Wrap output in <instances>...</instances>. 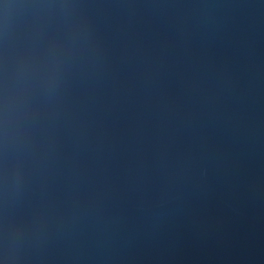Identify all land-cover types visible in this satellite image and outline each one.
<instances>
[{"label":"water","instance_id":"water-1","mask_svg":"<svg viewBox=\"0 0 264 264\" xmlns=\"http://www.w3.org/2000/svg\"><path fill=\"white\" fill-rule=\"evenodd\" d=\"M0 264H264V0H0Z\"/></svg>","mask_w":264,"mask_h":264}]
</instances>
